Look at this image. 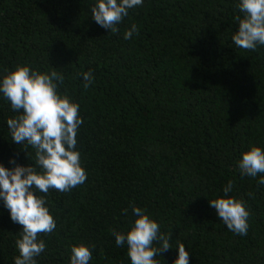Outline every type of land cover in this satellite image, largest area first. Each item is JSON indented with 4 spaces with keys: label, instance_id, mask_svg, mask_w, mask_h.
Masks as SVG:
<instances>
[{
    "label": "trees",
    "instance_id": "1",
    "mask_svg": "<svg viewBox=\"0 0 264 264\" xmlns=\"http://www.w3.org/2000/svg\"><path fill=\"white\" fill-rule=\"evenodd\" d=\"M94 0H0V75L17 64L64 77L59 91L80 105L86 181L44 196L56 222L40 233L38 264H69L70 246L89 264H131L112 230L127 231L141 208L170 236L154 257L173 264L179 242L189 264H264V185L241 175L250 145L264 149V46L236 47L238 0H144L111 33L91 17ZM138 27L130 39L123 34ZM94 81L85 89L81 72ZM0 97V163L30 165L34 150L11 141L15 116ZM228 193L249 212L246 235L227 229L208 200ZM22 226L0 203V264H14ZM154 247L160 244L154 242Z\"/></svg>",
    "mask_w": 264,
    "mask_h": 264
},
{
    "label": "clouds",
    "instance_id": "2",
    "mask_svg": "<svg viewBox=\"0 0 264 264\" xmlns=\"http://www.w3.org/2000/svg\"><path fill=\"white\" fill-rule=\"evenodd\" d=\"M144 0H94L91 17L97 25L111 33L119 32L118 25L129 15V10L143 6ZM241 17H236L238 27L231 35L232 43L245 50L264 46V0H238ZM138 33L136 24L125 30L123 38L130 39ZM87 89L93 83L91 72L79 74ZM64 77L57 71L42 72L26 64H17L0 75V97L9 102L15 116L6 120L11 141L30 146L34 150L32 164L20 165L9 160L12 167L0 163V203L8 210L10 219L22 226L15 240L18 255L14 264H38L46 248L40 233H51L56 222L50 214L44 196L50 189L68 192L87 179L82 167L81 153L77 149V135L83 119L80 105L59 91ZM241 175L256 178L264 174V149L250 145L241 152L237 162ZM264 185V175L258 181ZM233 184L228 181L223 196L208 200L218 219L228 230L246 235L249 212L242 199L228 195ZM135 219L127 231L112 230L115 244L125 247L131 264H159L154 259L161 251L173 248L170 236L160 232L159 224L139 207L132 206ZM158 242L160 247H154ZM173 264H189V252L179 242ZM91 249L84 245H71L69 264H89Z\"/></svg>",
    "mask_w": 264,
    "mask_h": 264
}]
</instances>
